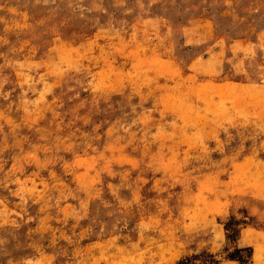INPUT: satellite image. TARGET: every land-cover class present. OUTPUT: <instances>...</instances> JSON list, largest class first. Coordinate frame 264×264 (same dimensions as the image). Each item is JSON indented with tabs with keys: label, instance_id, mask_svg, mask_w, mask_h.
Returning <instances> with one entry per match:
<instances>
[{
	"label": "rangeland",
	"instance_id": "374dc122",
	"mask_svg": "<svg viewBox=\"0 0 264 264\" xmlns=\"http://www.w3.org/2000/svg\"><path fill=\"white\" fill-rule=\"evenodd\" d=\"M0 264H264V0H0Z\"/></svg>",
	"mask_w": 264,
	"mask_h": 264
}]
</instances>
